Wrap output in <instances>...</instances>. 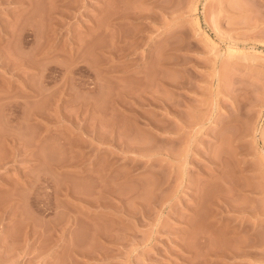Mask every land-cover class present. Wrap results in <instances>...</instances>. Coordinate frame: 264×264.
Segmentation results:
<instances>
[{
	"label": "rangeland",
	"instance_id": "374dc122",
	"mask_svg": "<svg viewBox=\"0 0 264 264\" xmlns=\"http://www.w3.org/2000/svg\"><path fill=\"white\" fill-rule=\"evenodd\" d=\"M0 264H264V0H0Z\"/></svg>",
	"mask_w": 264,
	"mask_h": 264
}]
</instances>
